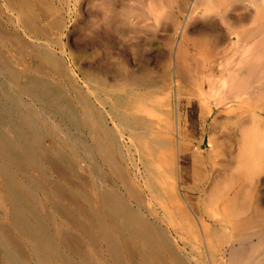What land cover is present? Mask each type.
<instances>
[{"label": "bare ground", "instance_id": "6f19581e", "mask_svg": "<svg viewBox=\"0 0 264 264\" xmlns=\"http://www.w3.org/2000/svg\"><path fill=\"white\" fill-rule=\"evenodd\" d=\"M15 1L21 5L25 32L35 41L16 34L14 41L7 40L8 24L0 17V264H264V227L258 220L254 223L260 229L251 235L245 230L251 223L250 203L238 189L257 184L264 171V22L261 39L250 44V32L236 30L248 14L236 16L233 7L235 15L227 9L221 16L235 41L224 42L219 53L193 43L197 54L191 60L190 46L184 40L176 45L171 82L178 90L185 80L200 83L201 115L215 111L210 95L216 115L230 120L225 130L220 127L217 140L211 136L208 149L212 179L218 185L230 183V190L221 195L216 190L212 211L206 210L209 216L203 212L212 222L201 216L197 223L178 191L181 148L176 149V142L182 123L170 110V90L154 102L145 88L148 80L139 81L127 62L122 69L108 62L93 65L88 77L81 78L38 27L35 0ZM208 3L219 8L223 2ZM194 61L201 69L195 76ZM257 67L262 70L250 76ZM224 163L231 172L217 169ZM230 224L234 234L226 232Z\"/></svg>", "mask_w": 264, "mask_h": 264}, {"label": "rangeland", "instance_id": "374dc122", "mask_svg": "<svg viewBox=\"0 0 264 264\" xmlns=\"http://www.w3.org/2000/svg\"><path fill=\"white\" fill-rule=\"evenodd\" d=\"M108 1L109 3H107ZM206 1L207 3L209 2V0H206ZM206 1L204 0V2L202 1L201 3H197V0H40V1L35 0L34 2L35 10L39 16L38 17V24H39L38 27L40 29L44 28L43 30H45L46 33L49 34L50 38L54 40L55 43H53V46L56 49L57 53L59 55L63 54L62 56H64L68 65L73 70L75 69V72H77L81 76V78L88 77L90 67H93V65H94V68H97V67L99 68L102 64H104L102 65L104 67L106 63L108 62L107 66L112 64L114 67L116 66L115 68L119 69L121 68V66L122 68L125 67L126 65L124 64L125 62H127L131 68L133 67L132 69L134 70V72H136L137 76H139L138 77L139 81L148 80L147 81L148 87L146 86L145 88L146 89L149 88L148 89L149 92L154 95L153 96L155 97L154 102H158L161 99L167 97L166 93L168 92V90H170L169 91L170 94H168L169 95L168 97H171L169 98V100H170V106L172 104L171 106L172 108L171 109L169 108V109L173 110L174 117L176 118V120H178L180 117V120H178L179 124L182 123L180 125L181 135L177 137L178 139L176 138L177 139L176 149L181 148V152L183 153L182 154L180 152L179 158L176 159V164H177L176 167H178L177 169L178 176L176 177L179 180L178 191L180 192L178 193L180 195V198L182 197L181 200L182 199L184 200L183 203L188 202L187 205H184L186 208L185 210L186 212L188 211L190 213L189 215L197 223L199 222V219H202V217L203 219L207 221V223H211L212 222L211 218H208L209 214L207 212L208 210H209V213L212 211L211 209H212L213 203H211V200L213 202V197L214 198L216 197L214 196V194L216 193V190H217V194L220 193V195H221V192H223V190L224 192H226L227 190H230L229 189L231 185L230 183L227 182V184L229 185L228 186L226 182L224 181L223 183L224 186L222 185V183H220L221 185L220 184L218 185L217 183L218 181L212 179V175H213V171L211 170L212 163H210L211 160H209L211 158L210 156L211 151L209 152L208 150V149L211 150V147L209 146H211L210 142L212 141L211 139H213L212 137L220 136V132H221L220 127H222V130H225L230 120H228L225 115H221V114L216 115L217 109L214 106L213 98L210 97V95H208L209 100L211 102L210 107L215 109V111H213L212 113L204 112L206 115L210 114L209 116H205L204 113L203 115H201L202 114L201 112L204 111V106L203 108H201L203 105V102L201 103L202 96L200 95L201 93L200 85H199L200 83L198 84L196 83V85L194 86V84H191V83L189 84L187 81L188 83L187 84L185 80L186 77H184L185 75L184 76L182 75L183 76L182 80H185V81H183V83L181 84V88L178 90V88L175 86V83L171 82L169 78L172 79L174 77L175 70H176L175 68L176 59H177L176 58V48H177L176 45L179 42L184 40L185 44H188L190 46L191 60L195 58L194 53L197 54L196 52L197 50L193 51L194 50L193 43L198 44V45L209 46V48H211L213 52L217 54V52L220 51L219 47L223 46L226 42L230 43L231 41L233 43V41H235L233 39H235L234 36L236 37V34L232 33L233 34L232 35L231 32L229 33L230 31V28L228 25L229 22L226 20L224 21V18L221 16V14L223 15L227 9L229 13L233 11L232 13L233 15H235V10H231L233 7H237L236 16H239V15L243 16V14L244 15L248 14V15H245L246 16L245 18L243 17L242 19L243 22L245 21V19L247 20L249 19V17L251 18V14L253 15V17L254 16L256 17L258 15L256 18L252 17V20L249 19L251 21L248 20L247 22L245 21L243 23L242 20H239L238 23L236 24L237 31L242 28L243 30L242 29L239 30L240 32H248V31L250 32V35L248 38L250 41V44L256 43L257 41L261 39L260 31L263 29L262 26L264 22L263 20L264 19V14H263L264 13V3H262L263 0H222L223 6L221 5V7L219 8H217L212 3H210V5L209 3L208 5H206L207 4ZM208 6H210L211 8ZM256 6H257V9H256ZM206 7H208L209 9ZM212 7L215 11L212 9ZM247 8L249 9L248 11H247ZM19 10L21 11V5L17 1L0 0V17L1 18L3 17V21H5L6 24H8V26L6 27L8 32L5 33L6 36H8V38L7 37L5 38H7V40L9 41L11 40L14 41L15 40L14 34H16V36H19L21 38L23 35V37L27 40L29 39V41H35L33 40L31 36L32 34H26L24 27L22 25V22H21L22 20H20L19 18V15H20ZM218 10H222V11L219 12ZM258 11L261 13H259ZM221 12H224V13H221ZM250 12H253V13L250 14ZM113 13L114 15L117 13L116 16L112 15ZM208 13L211 15H209ZM216 14L218 15L219 18L217 17L215 19ZM133 18L136 21H134ZM222 18H223V23L221 20ZM209 19L211 22L209 21ZM218 19L221 21L222 26L224 25L225 27L221 26V23H219ZM113 20H117V21L113 22ZM91 21L96 26H99L102 22L104 25H106V27L108 25L109 26L108 28H113V29L112 31H107V32L104 31V29H101L100 31L96 32L92 37H86V32L91 29ZM243 24H245V26ZM215 25H216V28H215ZM205 26L207 28H205ZM221 29L224 31L223 33L220 32ZM227 29H229V31ZM233 30L235 29L233 28ZM103 31L106 34L110 32V34H112L113 36L105 35ZM125 32L126 33L129 32L128 34L129 36L126 35ZM9 34H10V37H13V39L9 37ZM121 36L123 39L127 41V43H124V40L120 38ZM227 37L228 39L230 37V40H228ZM157 38H159V40ZM128 39L130 40V42ZM44 41H47V40H44ZM133 42L135 43V45H133ZM118 44H120V46ZM126 48L127 49L131 48L133 52L135 53V55L133 54L131 49L129 51V49L126 50ZM213 48H215L216 50H214ZM201 49H202L201 52H203L205 50V47H202ZM124 52L126 54H124ZM261 53H263V50L259 51L257 55H260ZM110 54L114 57V58L113 57L110 58V59L113 58V60L109 59ZM229 54L231 53L227 52V56H229ZM201 57H202V60L205 61L207 58V55L202 53ZM104 58H106L109 61H107ZM128 59L129 61H127ZM102 61L105 63H102ZM113 61L114 62L116 61V64L113 63ZM121 61L124 63L122 64ZM194 62L192 65V68H193L192 71L195 76V72H198V71L201 72V69L199 65L196 62L195 63ZM119 63L122 65H120ZM197 67L198 69H196ZM94 68H91V69H94ZM259 70H262L261 67L254 68L250 76H256ZM154 82L157 85L153 84ZM152 86H157L159 88L152 87ZM196 86L199 88H197ZM164 87H166V89ZM145 88H138L137 91L140 92L142 90H145ZM208 90H209V86H206L205 92L209 93ZM182 92L184 93L182 94ZM178 93H180V96L177 101ZM181 94H182V97H181ZM160 96H161V99H160ZM178 107H180L181 109L180 108L178 109ZM157 113L161 114L160 112L156 111L155 114L158 115ZM202 116L207 119L206 121L207 123L204 120L205 118H203ZM224 118L226 119L224 120ZM203 124L205 125V128ZM216 124H218L217 125L218 129L214 126ZM221 124L224 126H222ZM184 134L187 135V136L185 135L186 138ZM189 135L191 136L189 137ZM183 137L184 139H182ZM217 137L214 139L217 140ZM218 142L215 143V146L217 149H218ZM182 147H185L186 149L185 148L182 149ZM196 149L197 151H195ZM193 155L197 157H194ZM201 157H204V158L201 159ZM196 159L198 161H195ZM180 165H181V168H180ZM140 167H142V165ZM216 167L217 169L219 168L218 170L222 168L220 171H223V172L224 171L231 172L232 170V168L228 164H225V163L224 165L217 164ZM227 167L229 168V170L231 168V170L229 171ZM180 170L182 171L181 174H180ZM262 172L263 173H261L260 180L257 182V184L256 183L252 185L246 184V187L245 185L240 188L236 187L240 189V191L242 192L240 193L241 197H243V199L248 200L250 203V210H249V213L247 214L251 217V223L245 229L247 232H249V235L253 234L254 231H257V229H260V227H256L257 223H254L255 221L260 220L262 228L264 227V171ZM169 180L171 181L172 179L170 178ZM218 188L222 189V191H220L219 189L220 192H218ZM244 188H246L247 190ZM243 194L247 196L244 198ZM233 195H234L233 192H230V195L228 196L231 198L233 197ZM226 197L227 195L225 196V198ZM259 204H261V208ZM189 209L191 210V212L194 211V213H191ZM203 212L204 213L206 212L208 216L204 214ZM244 216L246 215H243V217ZM232 225L233 224H230L231 227L227 229L226 231L227 233L230 232V234L231 233L234 234L233 232L234 226Z\"/></svg>", "mask_w": 264, "mask_h": 264}, {"label": "clouds", "instance_id": "9594fccd", "mask_svg": "<svg viewBox=\"0 0 264 264\" xmlns=\"http://www.w3.org/2000/svg\"><path fill=\"white\" fill-rule=\"evenodd\" d=\"M101 29H104L106 31H111L113 28H108L106 27L103 23H101L99 26H96L93 24V22L91 21V29L89 31L86 32V37H92L96 32L100 31ZM122 40H124L125 43H127V41L125 39L122 38V36L120 37ZM132 50V49H131ZM133 52V50H132ZM133 54L135 55V53L133 52Z\"/></svg>", "mask_w": 264, "mask_h": 264}]
</instances>
